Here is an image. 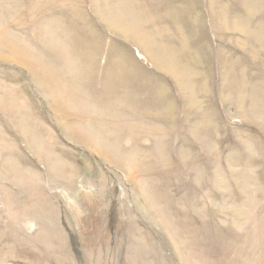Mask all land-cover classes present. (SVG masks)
Instances as JSON below:
<instances>
[{"label":"rangeland","instance_id":"rangeland-1","mask_svg":"<svg viewBox=\"0 0 264 264\" xmlns=\"http://www.w3.org/2000/svg\"><path fill=\"white\" fill-rule=\"evenodd\" d=\"M164 3L0 0V264H264V0Z\"/></svg>","mask_w":264,"mask_h":264},{"label":"crops","instance_id":"crops-1","mask_svg":"<svg viewBox=\"0 0 264 264\" xmlns=\"http://www.w3.org/2000/svg\"><path fill=\"white\" fill-rule=\"evenodd\" d=\"M237 1L238 0H236V2ZM252 1L253 0H248L249 3L247 7H246V4L243 3L242 8L239 7L238 5H235V0H206V3L209 6L208 12L210 16H212V13H211L212 10H218L219 7H221L222 9H224L221 11V13H225L226 15H227V11L231 9L234 11V13L236 12V14H239L242 11L244 16L247 15L249 16V18H251ZM132 2L134 5V9L138 10L140 15H142V13L146 11L145 14H143V16H145V20L142 22L139 20V17H138L137 22H135L134 24L136 26L133 27L135 29L137 27V30L140 32V37H139L140 39L138 40L139 42L147 41L148 46H150L151 49L153 48L160 49V45L164 43L165 37H169L170 40L174 39L173 34L171 35L173 26L170 24L169 18H167V16L164 14L163 11H161L157 15V12L155 9V8H163V5L165 4L164 0H132ZM204 2L205 0H200V3L197 4V7H200L201 10H203L204 8V13H205L206 8L204 7ZM246 8H248V10H246ZM204 13L203 15L200 14L201 27L203 26L202 18L204 16ZM209 14L206 12L207 16H209ZM213 21L215 22V20ZM212 32H214L213 29H212ZM124 44H131V46L135 47L136 49L141 48L140 46H136V42L133 40L132 41L126 40ZM213 46H216V42H215V45L213 43Z\"/></svg>","mask_w":264,"mask_h":264}]
</instances>
